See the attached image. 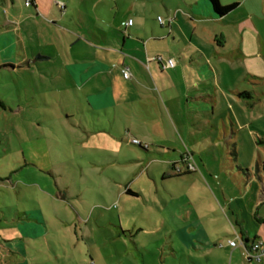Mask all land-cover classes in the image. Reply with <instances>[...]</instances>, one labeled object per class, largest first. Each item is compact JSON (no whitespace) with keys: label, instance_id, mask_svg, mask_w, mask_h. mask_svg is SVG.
Here are the masks:
<instances>
[{"label":"rangeland","instance_id":"374dc122","mask_svg":"<svg viewBox=\"0 0 264 264\" xmlns=\"http://www.w3.org/2000/svg\"><path fill=\"white\" fill-rule=\"evenodd\" d=\"M64 1L63 22L54 26L50 10L40 21L25 0H8L9 28L19 38L14 59L26 53L30 59L38 53L53 56L50 64L0 65V216L9 219V234L17 237L16 225L28 219L35 224L40 210L44 233L30 230L22 240L28 264H230L224 247L238 230L235 210L240 215L252 209L264 217V172L261 184L255 168L264 163L260 107L249 111L238 104L239 114L225 102L212 119L213 129L191 126L188 133L176 118L172 125L154 100L90 112L60 67L68 47L71 54L86 53L87 43H101L97 18L134 17L127 7L134 1L143 7L136 12L142 26L150 30L157 16L164 18L156 12L166 0ZM60 4L52 7L55 18ZM4 9L0 0L1 18ZM34 20L36 30L26 32ZM56 29L78 30L81 41L68 45L75 39ZM87 29L99 41L85 36ZM111 35L117 41V34ZM242 71L221 70L223 89L264 94V83L247 82ZM231 143L237 162L226 155ZM182 158L194 170L188 171ZM189 239L197 248L211 240L216 258L198 255Z\"/></svg>","mask_w":264,"mask_h":264},{"label":"crops","instance_id":"0c3cea01","mask_svg":"<svg viewBox=\"0 0 264 264\" xmlns=\"http://www.w3.org/2000/svg\"><path fill=\"white\" fill-rule=\"evenodd\" d=\"M42 1L33 0L32 5L28 6L32 8L33 16L38 15L33 18L42 21L41 17L47 18L46 14L50 10L52 25L56 26V22L62 24L60 22H63L65 15L63 16L61 12L66 10V2L45 0L42 3ZM218 1L221 5L236 4V7L230 13L218 16L208 0L163 1L162 12L156 14H162L164 18L157 16L158 24L150 30L142 26L143 18L136 15V12L142 10L137 11V8H143L140 5L138 7L136 1L127 5L135 12L134 17L122 18L119 22H116V19L109 21L97 18L98 22L101 20V25L97 26L101 30L102 42H94L95 45L87 43L86 49L84 47L86 53H83V50L82 53L74 50L71 54L72 50L68 47L66 59L60 63L63 73L70 81L75 98L84 102L90 112L106 111L111 107L116 110L117 107L130 102H138L144 106V102L154 100L163 113V107L165 108L172 125L176 118L187 133L191 126L201 125L203 128L210 126L213 129L215 126L212 119L220 114V107L226 103L236 107L239 114H242L243 110L238 104L245 105L249 111H254L255 106L260 107L259 110L264 114L263 92L250 96L246 91H225L223 89L225 82L221 80V70L228 68L232 74L238 69L243 70V78H247V82L250 79L254 84L264 83V0ZM2 2L6 9L3 18L0 16V65L6 64L7 67L9 64L13 66L24 63L27 66L34 63L50 64L53 56L49 53H38L33 55L32 59L26 53L25 57L14 59L12 50L17 49L19 38L15 35L14 29L9 28V25H12L7 11L9 2L8 0ZM58 4L61 5L60 16L55 18L52 7ZM116 7L118 8V5ZM128 21H131L130 26H126ZM35 22L38 21L34 20L25 26L26 32L36 30ZM44 23L53 29L48 22ZM57 31L75 39L72 42L68 41V45L81 39L78 30ZM111 33L117 34V41H113ZM85 36L99 41L93 29H87ZM164 60L166 62L172 60L173 67L163 68ZM123 69H128L129 79L123 77ZM231 123L233 127L234 120H231ZM227 150L226 155H232L233 160L237 162L236 143H231V148ZM183 160L186 161L184 164L188 170L191 163L189 159L182 158ZM262 164L257 162L255 165L260 183L262 178L259 172ZM237 169L242 172L240 165ZM246 170V176L250 179L249 185L253 187L252 175L248 167ZM259 203L260 201H257L256 206ZM228 206L231 208V204ZM236 211L238 230L235 229L234 236L239 235L245 246L255 241H264V217H258L259 213H252V209L242 211L240 215L236 214ZM36 213L35 224L31 225L28 219L25 223L16 225L17 237L9 234V219L3 221L4 217L0 216V264H9V258L12 257L21 260L16 259V264H28L22 240L30 237V230L40 231L41 235L44 233L40 226L43 216L40 210H36ZM211 244V240H205L197 248L191 242L193 250L198 255L215 259V249L211 248ZM220 248L229 250L230 264H264V258L260 261L246 260L242 247Z\"/></svg>","mask_w":264,"mask_h":264},{"label":"built area","instance_id":"2783aa9c","mask_svg":"<svg viewBox=\"0 0 264 264\" xmlns=\"http://www.w3.org/2000/svg\"><path fill=\"white\" fill-rule=\"evenodd\" d=\"M25 4L26 6H28L30 4V1L27 0ZM158 21L162 23V21L159 18H158ZM130 25H131V21H128L126 23V26H130ZM173 65H174V62L172 60H168L166 64H164L163 68L173 67ZM122 75L125 79L130 78L128 69H123ZM188 170H194V167L192 164L188 165ZM228 246L231 248H235L238 246L242 247L244 250L243 255L246 260L260 261L262 258H264V241L263 240L255 241L249 244L248 246H245L243 239L239 235L235 234V238L233 240L228 241Z\"/></svg>","mask_w":264,"mask_h":264},{"label":"trees","instance_id":"16d2710c","mask_svg":"<svg viewBox=\"0 0 264 264\" xmlns=\"http://www.w3.org/2000/svg\"><path fill=\"white\" fill-rule=\"evenodd\" d=\"M27 1V0H25ZM30 4L28 6H31L33 3V0H29ZM212 10L214 11V13L218 16H224L228 13H230L231 11H233V9L236 7V4H231V5H221L219 3L218 0H208ZM3 103L0 100V107H3L2 105ZM261 170L264 172V163L262 164V168ZM127 193L131 194V195H135L134 193L127 191Z\"/></svg>","mask_w":264,"mask_h":264}]
</instances>
